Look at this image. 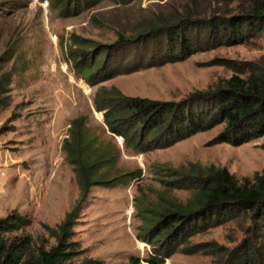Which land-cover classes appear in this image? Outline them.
I'll list each match as a JSON object with an SVG mask.
<instances>
[{
	"label": "rangeland",
	"instance_id": "1",
	"mask_svg": "<svg viewBox=\"0 0 264 264\" xmlns=\"http://www.w3.org/2000/svg\"><path fill=\"white\" fill-rule=\"evenodd\" d=\"M69 2L66 11L55 6V0H0V217L16 212L30 219L28 226L7 234L9 243L29 236L33 248L56 244L45 226L57 228L80 197L63 146L71 139L72 122L84 117L89 156L110 161L100 168L108 173V181L91 187L74 224L70 241L77 254L72 262L126 264L131 257L144 262L157 255L165 259L163 264H224L227 252L248 237L250 219L198 232L188 244L201 245V250L185 253L180 246L166 257L176 242L155 233L150 217L169 199L186 202L193 194L167 183L174 178L167 174L171 170L192 163L214 165L227 168L241 183L253 181L264 172V136L241 146L215 143L224 128L219 125L166 148L151 147L143 138L134 148L109 130L95 98L116 89L127 97L162 102L189 99L229 79L234 74L229 61L264 66V32L245 44L200 51L108 80L104 76L119 62L112 58L106 67L104 54L90 83L71 51L114 45L120 34L133 37L141 22L182 9L188 0ZM209 10V3L203 2L200 11Z\"/></svg>",
	"mask_w": 264,
	"mask_h": 264
},
{
	"label": "trees",
	"instance_id": "2",
	"mask_svg": "<svg viewBox=\"0 0 264 264\" xmlns=\"http://www.w3.org/2000/svg\"><path fill=\"white\" fill-rule=\"evenodd\" d=\"M69 1L55 0V6L67 11L71 7ZM72 1L76 4L78 0ZM81 1L93 5L100 0ZM203 2L209 3V12L200 11ZM74 11H78L77 5ZM263 32L264 0H188L182 9L141 22L133 37L120 34L114 45H100L95 51L79 48L71 51V56L76 63L83 64L81 73L92 83L96 79L93 72L101 68L104 54L106 67L112 58L119 62L111 65L104 76L108 80L182 61L200 51L245 44ZM131 57L134 61L129 62ZM228 66L234 71L229 79L181 102L127 97L114 89L97 95L95 106L104 111L109 130L134 148L139 147L142 138L151 147L166 148L219 125L224 128L215 143L241 146L264 136V66L253 61H229ZM84 127L85 118H76L70 127L71 139L66 138L63 146L74 166L80 197L57 228L45 226L56 238V244L49 249L43 245L33 248L29 236L9 243L7 234L28 226L30 219L16 212L0 217V264H74L72 259L77 251L70 241L74 224L91 187L108 181V173L100 168L110 161L105 156L98 159L89 156ZM167 174H174L167 181L173 188L191 190L193 194L186 202L167 199L155 211V217H150L155 222L152 226L155 233L176 242L164 256L172 255L180 246H184L185 253H196L201 245L190 246L191 236L229 221L250 219L248 237L227 252L224 264H264V172L244 183L227 168L214 165L192 163ZM164 260L157 255L144 262L131 257L126 264H163ZM83 264L98 263L90 260Z\"/></svg>",
	"mask_w": 264,
	"mask_h": 264
}]
</instances>
